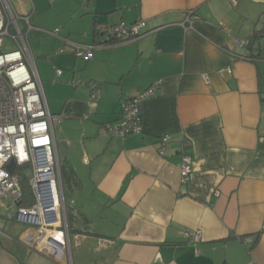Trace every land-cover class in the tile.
Masks as SVG:
<instances>
[{
	"label": "crops",
	"instance_id": "crops-1",
	"mask_svg": "<svg viewBox=\"0 0 264 264\" xmlns=\"http://www.w3.org/2000/svg\"><path fill=\"white\" fill-rule=\"evenodd\" d=\"M11 3L39 20L48 3L51 25L32 30L63 47L40 54L36 71L49 112L60 118L52 126L60 172L63 163L78 189V209L67 211L63 199L80 222L70 233L75 264H264V59L236 56L243 49L232 40L261 31L264 0ZM138 19L140 37L97 47L104 34L96 27ZM66 41L93 46L92 58L76 56ZM260 45L256 37L250 55ZM154 83L155 95L140 103L142 131L111 136L105 125L119 119L122 102ZM182 152L192 158L185 182ZM7 225L0 264L68 263L32 249L35 225ZM187 230H201L200 240ZM97 238L108 243L97 246Z\"/></svg>",
	"mask_w": 264,
	"mask_h": 264
},
{
	"label": "built area",
	"instance_id": "built-area-1",
	"mask_svg": "<svg viewBox=\"0 0 264 264\" xmlns=\"http://www.w3.org/2000/svg\"><path fill=\"white\" fill-rule=\"evenodd\" d=\"M30 20L31 15L18 13L11 0H0V46L7 39L15 43L13 50L0 52V201L9 196L17 206L16 212L7 215L8 219L21 220L27 215L37 216L34 223L30 222L36 226L37 235L32 244L33 250L57 262L65 257L67 264H72L71 244L76 242L77 236L72 237L68 231L52 127L53 122H59L60 118L52 115L46 106L27 40L29 31L34 29ZM144 27L145 21L142 19L130 24L120 22L108 26L103 35L104 42L108 43H100L97 47L110 46L114 40L115 43L119 40H134L144 33ZM260 38L259 52L264 59V21ZM232 40L237 47L243 49V53L238 56L249 59L251 38L232 37ZM66 43L76 56L85 60L92 58L93 46L70 41ZM62 51L63 47L56 50L57 53ZM227 71L230 72V69ZM56 73L61 74V70L56 69ZM204 78L207 76L204 75ZM157 87L158 84L154 83L145 91L124 100L119 119L105 125L107 132L119 137L141 132L140 103L145 98L154 96ZM168 145L169 136H160L158 151L162 154ZM184 146L188 147L189 143L185 142ZM11 161H14V167L9 171L8 164ZM25 165L32 168L28 184L35 202L30 206L20 205L23 192L19 180L23 175L21 169ZM191 172L192 158L188 153L182 152L179 163L180 181L185 182ZM46 213L49 216L47 220ZM184 234L193 242L201 238V230H187ZM104 243H108V239L97 238V246Z\"/></svg>",
	"mask_w": 264,
	"mask_h": 264
},
{
	"label": "rangeland",
	"instance_id": "rangeland-1",
	"mask_svg": "<svg viewBox=\"0 0 264 264\" xmlns=\"http://www.w3.org/2000/svg\"><path fill=\"white\" fill-rule=\"evenodd\" d=\"M26 1L27 0H22V2L24 4H26ZM43 4L45 7V10L41 11L40 17H39L42 22H40V20L38 19V14H39L38 12L32 13L30 21H31V24L33 27L44 25L47 28L51 25L48 23V21L52 22L51 20H49L50 5L48 3H43ZM14 5L16 7H18V3L16 1L14 2ZM51 38L52 37L44 36L43 33H38L36 30H30L29 31L27 40H28V45L30 48V52H31L35 67H38L39 60L41 59V58L38 59L40 54L46 53L47 55H49V54H51V53L53 54L55 52L56 47L53 48V44L55 43V41L53 44H51L52 43ZM14 47H15V43L13 42V40L7 39L0 46V52L11 51L14 49ZM52 48H53V52L51 51ZM67 48H65V50ZM72 55L75 56L74 54H72ZM62 69L64 70L63 67H62ZM60 164H61V167L63 169V167H64L63 163H60ZM21 171L23 172V175H25L27 178L32 176V168L30 165L23 166ZM74 185H75V181H69L66 178V175L63 176L62 187H63V191H64V199H65V203H66V208H67V211H69V212L71 211L70 207H73V210L78 209V206L76 203H74V202L71 203L72 202L71 199H74L71 197H73L74 194L78 192V189L73 187ZM89 192H90V189H86L85 195L89 194ZM16 210H17V206H16V204L13 203V200L9 196H7L6 198H4L3 200L0 201V230L5 229L8 226L7 224L10 222V219L7 218V215L16 212ZM68 219H69L68 220L69 225H71L72 227L76 228L80 224V222L77 221V219H75V218H74L75 219L74 222L70 221L69 215H68ZM71 249H72L71 253L73 255V261L75 264L76 263V254H75L76 249L74 248L73 245H71Z\"/></svg>",
	"mask_w": 264,
	"mask_h": 264
},
{
	"label": "trees",
	"instance_id": "trees-1",
	"mask_svg": "<svg viewBox=\"0 0 264 264\" xmlns=\"http://www.w3.org/2000/svg\"><path fill=\"white\" fill-rule=\"evenodd\" d=\"M102 31V32H101ZM95 33L96 34H100V33H102V34H104V30H102V29H100V28H98V27H96V29H95ZM256 37H260V32H257V33H255L253 36H251L250 38H251V40H252V44L254 43V40H255V38ZM115 41L116 40H114V41H111V45H113V44H116L115 43ZM120 42H123L124 40H119ZM119 41H118V43H119ZM102 43H108V42H102ZM62 44H63V42H62ZM251 44V45H252ZM110 45V46H111ZM107 47H109V46H107ZM251 46H249V48H250ZM239 54H236V56H238ZM249 59H262V56H261V53L258 51V53H256L255 55H250V58ZM141 116H142V114H141ZM64 175H67V173H65L62 169H61V178H62V181H63V176ZM19 182H20V185H21V188H22V192H23V196H22V198L20 199V205H22V206H30V205H32L34 202H35V200H34V197H33V194H32V191H31V188H30V186H29V184H28V178L25 176V175H22L21 177H20V180H19ZM68 215L69 214H67L66 213V217H67V226H68V231H69V234L70 233H74V232H78V230H73L70 226L71 225H69V222H68ZM69 217H70V221H71V216L69 215ZM71 235V234H70Z\"/></svg>",
	"mask_w": 264,
	"mask_h": 264
},
{
	"label": "water",
	"instance_id": "water-1",
	"mask_svg": "<svg viewBox=\"0 0 264 264\" xmlns=\"http://www.w3.org/2000/svg\"><path fill=\"white\" fill-rule=\"evenodd\" d=\"M13 167H14V161H11L9 164H8V170L9 171H12L13 170ZM44 204V201L42 202ZM50 203V202H49ZM18 205V204H17ZM49 209L48 211H50V204L48 205ZM48 213H46V220L48 219ZM37 219V216L36 215H27L25 217H22L21 220L23 221H28V222H31V223H34Z\"/></svg>",
	"mask_w": 264,
	"mask_h": 264
}]
</instances>
